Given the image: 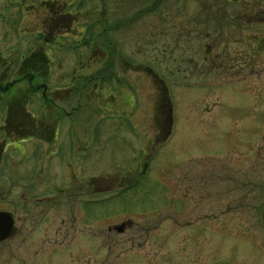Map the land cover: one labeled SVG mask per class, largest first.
I'll use <instances>...</instances> for the list:
<instances>
[{
	"label": "rangeland",
	"instance_id": "1",
	"mask_svg": "<svg viewBox=\"0 0 264 264\" xmlns=\"http://www.w3.org/2000/svg\"><path fill=\"white\" fill-rule=\"evenodd\" d=\"M143 1L68 7L78 23L48 44L42 37L50 26L46 9L35 7L23 19L19 8L0 6L3 58L24 54L32 43L53 63L58 79L59 65L69 75L79 63H91L83 72L90 74L115 47L116 75L131 66L129 126L122 133L117 120L83 123L100 135L89 138L95 143L90 150L82 147L88 158L71 160L80 181L97 178L102 194L93 205L84 208L82 198L52 193L69 190L68 174L56 163L46 165L35 141L24 145L27 158L7 152L0 163V210L15 213L16 224L0 264H251L252 233L264 202V49L252 51L255 40L205 32L204 16H219L205 10L208 0H146L145 8L138 7ZM21 31L28 35L21 38ZM83 32L90 48L74 49L73 38ZM15 43L20 46L12 48ZM139 67L151 69L162 86ZM161 88L163 130L154 118ZM116 129L119 134L111 135ZM59 225L71 230L78 247H47ZM120 225L123 235L107 232ZM69 251L78 252L81 263Z\"/></svg>",
	"mask_w": 264,
	"mask_h": 264
},
{
	"label": "flooded vegetation",
	"instance_id": "2",
	"mask_svg": "<svg viewBox=\"0 0 264 264\" xmlns=\"http://www.w3.org/2000/svg\"><path fill=\"white\" fill-rule=\"evenodd\" d=\"M120 1L123 0H0V6L13 5L19 8L23 19L34 13L35 7L46 9L50 13L47 22L50 26L45 29L42 37L48 44L55 43V37L59 38V34L69 35L68 26L78 23V17L67 12L68 7L78 9L83 6L119 7L125 6L126 2L131 0H124V5H118ZM95 2L98 4L95 5ZM147 4L145 0L142 4L138 3L137 6L145 8ZM205 10H208V13L219 14L218 17H212L209 14L204 16L202 25L205 32L208 29H213L214 32H217L215 38L219 39L255 40L256 47L251 50L264 49V0H208L205 3ZM189 21L193 26L194 20ZM17 35L21 38L26 37L28 31H21ZM85 35L86 33L83 32L73 38L74 49L82 45ZM205 37L208 38V36ZM1 39L2 34L0 33ZM27 44L26 52L12 60L3 58L1 54L4 52L0 50V106L5 108L4 114L0 111V163L3 160L7 161L6 154L9 150L23 158L29 157L24 153V145L35 141L45 153L46 165H49L50 162L56 163L61 168L65 167L68 174L65 181L70 182L69 190L65 192V189L56 188L52 190V193L59 196L68 194L74 199L82 198L84 208L93 205L97 202L98 196L102 194L98 190L97 178L90 177L85 182L80 181V177L72 168L71 160L80 157L88 158L86 156L88 149L90 150L91 145H95V143L93 145L88 142L89 138L96 139L100 135V131L95 127L82 128L83 123H88L94 117H99L100 120L108 119L112 122L117 120L120 125H123L122 133L129 126V121L126 122V111L129 108V80L126 76L130 72L131 66L127 64L124 65L126 68H118L120 72L116 75L115 67L120 65L111 63L115 50L113 47L106 56L105 54L102 56L103 64L99 69L88 72L90 74H83L84 71H89L88 69L92 65L91 63H79V68L75 67L68 75L65 73L66 71L63 73L62 65H59V71L62 73L57 79V76L52 74L53 63L44 54L36 53L32 43L27 42ZM15 46H20V43H15L12 48ZM87 48H90V45ZM37 49L39 48L37 47ZM40 50L42 49H39V52H41ZM88 52L93 54L92 49H89ZM15 56L17 55L15 54ZM91 59L89 58V60ZM105 61L109 63L104 64ZM137 72L150 74L153 82L162 86V80L151 69L139 67ZM165 91L163 88L160 89L157 95L159 96L157 98L159 105L155 108L154 118L158 120L161 126L160 130H163L164 112L162 108L164 105L162 103ZM157 103L155 102V104ZM119 131L120 129H116L111 132V135L117 134ZM83 135H88V137H85L84 140L82 139ZM83 146H87L88 149H82ZM31 158L34 157L29 159ZM146 163L147 159L144 158L142 167H145ZM142 178H144L143 175L134 177L130 184L134 185ZM26 208L22 209V213L25 215L28 214V207ZM0 212L9 214L13 219L10 237L0 242V250H2L7 243L12 241L16 214L1 210ZM89 215L95 223L96 219L92 214ZM259 216L260 223L255 225L254 233H252L251 264H264V202ZM113 231L123 235L126 230L124 225L107 229V232ZM53 232L55 235L53 240L46 242L48 248L78 247L70 229L59 225L54 228ZM241 237L243 236L241 235ZM77 253L69 251L68 255L74 262L81 263V257L77 256Z\"/></svg>",
	"mask_w": 264,
	"mask_h": 264
},
{
	"label": "water",
	"instance_id": "3",
	"mask_svg": "<svg viewBox=\"0 0 264 264\" xmlns=\"http://www.w3.org/2000/svg\"><path fill=\"white\" fill-rule=\"evenodd\" d=\"M12 228V217L7 213L0 212V242L10 237Z\"/></svg>",
	"mask_w": 264,
	"mask_h": 264
},
{
	"label": "trees",
	"instance_id": "4",
	"mask_svg": "<svg viewBox=\"0 0 264 264\" xmlns=\"http://www.w3.org/2000/svg\"><path fill=\"white\" fill-rule=\"evenodd\" d=\"M162 1H165V0H161V2ZM157 2L158 3H161L160 2V0H157ZM148 3H150V1L148 2ZM148 5V4H147ZM147 12H153L154 11V8H152V7H147V10H146ZM143 13L140 11L139 12V14L137 15V17H139V16H141ZM92 27H89V29H91ZM106 33V32H105ZM88 39V38H87ZM85 41H86V39H83V41H82V46L83 47H88V43H85ZM107 45H108V43H107ZM109 62L107 61L106 62V64H108ZM132 186H135V184L134 185H132Z\"/></svg>",
	"mask_w": 264,
	"mask_h": 264
}]
</instances>
